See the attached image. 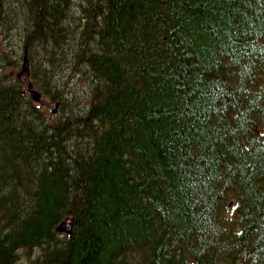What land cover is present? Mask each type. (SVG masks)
I'll list each match as a JSON object with an SVG mask.
<instances>
[{
	"label": "trees",
	"instance_id": "1",
	"mask_svg": "<svg viewBox=\"0 0 264 264\" xmlns=\"http://www.w3.org/2000/svg\"><path fill=\"white\" fill-rule=\"evenodd\" d=\"M22 252L264 264V0H0V264Z\"/></svg>",
	"mask_w": 264,
	"mask_h": 264
},
{
	"label": "rangeland",
	"instance_id": "2",
	"mask_svg": "<svg viewBox=\"0 0 264 264\" xmlns=\"http://www.w3.org/2000/svg\"><path fill=\"white\" fill-rule=\"evenodd\" d=\"M27 65H28V62H27ZM5 70L8 71V72H11V75L12 76H15L18 73L10 65H7V67H6ZM23 74H24L23 71L19 72V76L22 79V81H23V83H24V85L26 87V90L28 91L29 95H32V91L34 89L33 88V85L30 84V79L28 77H26L25 75H23ZM28 84H30V85L28 86ZM38 101H40V104L44 107L46 113L49 116L56 115L57 112H59L58 111L59 110L58 109L59 108V105H58V107H57V109H56L55 112H53V109H54L55 103H58L59 104V101L60 100H58V99H52V97L49 96V95H40V98H39ZM25 263H26V254H25V252H22V256L19 259V261H18L17 264H25Z\"/></svg>",
	"mask_w": 264,
	"mask_h": 264
},
{
	"label": "water",
	"instance_id": "3",
	"mask_svg": "<svg viewBox=\"0 0 264 264\" xmlns=\"http://www.w3.org/2000/svg\"><path fill=\"white\" fill-rule=\"evenodd\" d=\"M26 68H27V60H26V58H25V63H24V66H23V71H25ZM32 96H33V98H34L35 100H39V98H40V94H39L36 90H33V91H32ZM58 105H59L58 103H55V105H54V109H53V112L56 111Z\"/></svg>",
	"mask_w": 264,
	"mask_h": 264
}]
</instances>
